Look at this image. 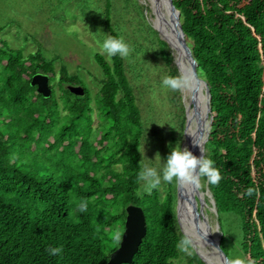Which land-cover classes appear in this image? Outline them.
Instances as JSON below:
<instances>
[{"label": "trees", "instance_id": "16d2710c", "mask_svg": "<svg viewBox=\"0 0 264 264\" xmlns=\"http://www.w3.org/2000/svg\"><path fill=\"white\" fill-rule=\"evenodd\" d=\"M173 1L212 95L202 185L220 224L223 213L238 215L248 263L264 264V0ZM111 12L105 0L112 42L110 59L95 52L103 74L95 94L57 57L0 36V264H108L130 204L143 208L147 232L123 264H177L183 242L191 264H206L178 224L176 159L169 153L164 191L142 185L145 125ZM159 44L171 67L168 43ZM37 73L49 76V97L32 85Z\"/></svg>", "mask_w": 264, "mask_h": 264}, {"label": "rangeland", "instance_id": "374dc122", "mask_svg": "<svg viewBox=\"0 0 264 264\" xmlns=\"http://www.w3.org/2000/svg\"><path fill=\"white\" fill-rule=\"evenodd\" d=\"M111 2V24L122 36L127 74L145 125L142 141L145 173L142 185L150 189L154 183H159L164 191L169 153L172 159H176L177 177L182 160L188 155L185 134L189 127V96L186 97L184 93V80L175 59L171 67L177 68V79L161 55L159 39H164L152 17L149 0ZM104 9L105 0H0V36L11 47L22 48L26 54L41 48L46 57H57L58 67L65 64L95 94L103 77L95 60V52H102L110 59L112 42L104 24ZM170 50L173 54V50ZM181 114L185 116L183 131L180 127ZM206 153L205 148L201 168L208 172ZM200 189L203 192L207 189V182L202 185V178ZM205 198L209 200H206L208 206H205L204 212L215 234L220 229L217 216L210 209L212 197L206 194ZM177 220L181 231L188 232L192 223L183 217ZM221 225L232 264H249L242 250L238 215L223 213ZM189 260V250L183 242L181 256L176 262L191 264Z\"/></svg>", "mask_w": 264, "mask_h": 264}, {"label": "water", "instance_id": "95a60500", "mask_svg": "<svg viewBox=\"0 0 264 264\" xmlns=\"http://www.w3.org/2000/svg\"><path fill=\"white\" fill-rule=\"evenodd\" d=\"M168 8L170 9L176 25L179 31V40L183 52L188 56L192 69V78H193V92H192V101L194 115L196 118V132L194 142L190 145L188 155L185 159L182 160V163L179 168L178 177H177V218L183 217L189 222H192L200 232L203 240H205L206 245L209 249L202 253L199 246L196 244L195 240L188 232H184L186 237L191 242L192 246L201 257V259L206 264H232L230 257L226 254L224 249L221 246L222 239V229L220 220L218 218L219 213L216 209L215 201L212 197V194H208L209 188L203 192L200 189L201 181V167L205 153V145L209 139L212 123H213V114H212V95L208 83L198 74V62L196 61L192 49L187 42L186 34L183 28L181 21V11L175 6L173 0H167ZM164 39V38H163ZM170 48L173 50L172 45L168 39H164ZM174 52V51H173ZM174 54V53H173ZM174 59L176 61V56L174 54ZM177 65V64H176ZM178 66V65H177ZM180 71V67L178 66ZM184 78V77H183ZM202 82L204 84V94L206 97V107L204 111L205 118H203L201 111H199L195 106V100L199 92V84ZM32 85L37 86L38 92L42 93L45 97L51 95V87L49 85V76L45 73H37L32 78ZM68 89L76 94L83 96L85 94V89L81 85H69ZM191 110V105L188 106V120L189 112ZM187 140V134H185ZM198 148L197 159L194 160L193 152ZM188 165H191V176H192V189L188 192L184 190L183 185V176L185 169ZM197 192V194L195 193ZM212 197V207L210 208L217 216L218 230L215 234L212 233L211 226L209 223V218L205 214V206H208L205 195ZM198 204L200 208L198 209ZM127 216L125 221V230L122 235L120 246L111 253L110 260L108 264H123L131 263L135 253L138 251L139 246L146 235L147 226H146V216L142 207L130 204L126 207ZM195 214H201L204 222H207V226H199L195 220Z\"/></svg>", "mask_w": 264, "mask_h": 264}, {"label": "bare ground", "instance_id": "6f19581e", "mask_svg": "<svg viewBox=\"0 0 264 264\" xmlns=\"http://www.w3.org/2000/svg\"><path fill=\"white\" fill-rule=\"evenodd\" d=\"M150 6L153 13V19L156 21L159 29L160 34L162 38L168 39L170 44L173 47L174 54L176 56V64L180 67V72L182 74V78L184 80L183 90L184 93L187 96H189V105L193 104L192 101V92H193V78H192V66L190 63V60L188 56L183 52L182 47L180 45L179 40V31L178 27L176 25L175 19L168 8L167 0H149ZM204 84L200 82L199 84V92L197 94V98L195 100V106L196 108L201 111L203 118H205L204 111L206 107V97L203 91ZM182 90V91H183ZM193 105H191V110L189 112V120H188V133L187 134V142L185 144V147L188 148L190 145L194 142L195 139V132H196V118L194 115V109ZM198 148H196L193 152V158L194 160L197 159L198 156ZM186 152V151H185ZM183 185L184 190L186 192L190 191L192 189V176H191V165H188L185 169L184 176H183ZM197 194V192H195ZM200 208V204H198V209ZM195 222L199 225H205L207 226V222H204V220L201 217V214H195L194 216ZM187 221V220H186ZM192 223V222H191ZM188 233L191 234L193 239L195 240L196 244L199 246L200 251L202 253H205L209 247L206 245V241L203 240L200 232L198 231L197 227L195 225L187 229Z\"/></svg>", "mask_w": 264, "mask_h": 264}]
</instances>
